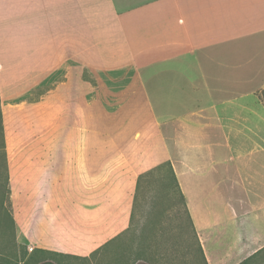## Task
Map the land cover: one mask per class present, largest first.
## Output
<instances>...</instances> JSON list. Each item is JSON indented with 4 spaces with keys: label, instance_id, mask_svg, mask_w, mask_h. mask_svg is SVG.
<instances>
[{
    "label": "crops",
    "instance_id": "0c3cea01",
    "mask_svg": "<svg viewBox=\"0 0 264 264\" xmlns=\"http://www.w3.org/2000/svg\"><path fill=\"white\" fill-rule=\"evenodd\" d=\"M104 43L117 45L135 73L138 141L147 138L146 115L161 142L153 156L174 169L205 264H264V0H0V125L24 157L27 241L89 257L108 253L130 227L144 151L123 150L127 158L116 161L75 147L74 133L73 147L60 135L50 148L49 79L58 78L57 109L73 93L79 129L70 73L79 82L80 61L97 59ZM98 166L125 173L98 184ZM66 189L73 208L64 232ZM82 205L93 245L83 252L71 230Z\"/></svg>",
    "mask_w": 264,
    "mask_h": 264
},
{
    "label": "rangeland",
    "instance_id": "374dc122",
    "mask_svg": "<svg viewBox=\"0 0 264 264\" xmlns=\"http://www.w3.org/2000/svg\"><path fill=\"white\" fill-rule=\"evenodd\" d=\"M97 52V59L80 61L79 82L76 70L74 78L72 70L70 73L75 90L79 87L78 91H75V119L78 105L76 98L79 97L80 102L79 129L76 124L74 128L72 126L73 93L69 94L70 102L57 109L58 97L53 91L60 88L58 78L49 79L50 148H57L61 144L60 135L67 137L65 147L67 144L73 147L74 133L75 141L76 134H79V143L75 142V147L96 149L103 152L102 154L109 152L115 155L113 159L116 161L127 158L128 153H123V150L131 153L144 151L146 171L165 162L166 158L153 156L155 152H160L161 142L153 140V125H144L146 121L150 122L146 115L141 118V131L147 138L138 141L139 117L136 93L132 92L135 88V73L131 71L129 61L123 58L115 44L98 45ZM261 97L264 100V93ZM60 114L65 117L64 128L57 121ZM17 151V143L5 140L0 125V262L43 264L52 259L61 264H68L70 261L73 264H85L89 260L97 259L102 264H205L182 198L175 185L169 181L153 183L148 187L146 196L141 198V202L137 206L133 204L129 229L114 241L108 242V253L68 258L66 254L57 255L33 247L25 234L26 191L21 186L23 174L19 173L24 157L16 156ZM96 172L100 173L97 177L98 184H103L104 181L106 184L111 181L116 183V178L125 173V167L119 166L108 171L107 168L98 166ZM65 198L63 227L64 232H67L68 218L72 217L70 212L73 208L70 189L65 190ZM81 208V220L75 222L71 230L75 234V246L83 252L93 245L89 243L85 225L87 221L84 220L88 211L83 205Z\"/></svg>",
    "mask_w": 264,
    "mask_h": 264
},
{
    "label": "trees",
    "instance_id": "16d2710c",
    "mask_svg": "<svg viewBox=\"0 0 264 264\" xmlns=\"http://www.w3.org/2000/svg\"><path fill=\"white\" fill-rule=\"evenodd\" d=\"M264 93V92H263ZM171 182L173 185H175L177 191L179 192L182 201L184 203V196L183 193L179 187L174 169L170 163V161H165L161 164H158L151 169L139 174L137 181H136V187H135V194H134V205L137 206L141 202V198L143 196H146V192H148V187L156 182L166 183ZM133 215V211H132ZM198 243V242H197ZM200 248V246H199ZM202 257L203 253L200 248ZM204 259V257H203ZM0 264H5L3 262H0Z\"/></svg>",
    "mask_w": 264,
    "mask_h": 264
}]
</instances>
